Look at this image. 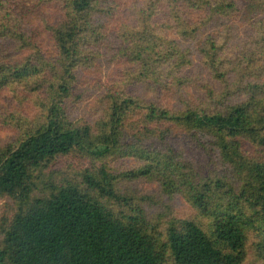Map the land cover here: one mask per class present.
<instances>
[{
	"label": "trees",
	"instance_id": "obj_1",
	"mask_svg": "<svg viewBox=\"0 0 264 264\" xmlns=\"http://www.w3.org/2000/svg\"><path fill=\"white\" fill-rule=\"evenodd\" d=\"M0 125V264H264V0H0Z\"/></svg>",
	"mask_w": 264,
	"mask_h": 264
},
{
	"label": "rangeland",
	"instance_id": "obj_2",
	"mask_svg": "<svg viewBox=\"0 0 264 264\" xmlns=\"http://www.w3.org/2000/svg\"><path fill=\"white\" fill-rule=\"evenodd\" d=\"M107 72V73H106ZM106 73V74H105ZM110 72H108V69L104 70V74L108 75ZM88 80H95V76L93 77H88ZM8 104V105H12V106H19L18 102L14 101L13 99L10 98H6L4 99V105ZM27 105V104H26ZM25 106V105H24ZM26 107V106H25ZM13 109V108H12ZM15 135L12 134V132L10 130H6V129H2L1 125H0V141H6L11 137H14ZM190 156L193 160L199 161V157L198 155H196L193 151H190ZM79 159L78 158H66V159H62L61 161L58 162L56 169H67L70 166H74L76 167L78 165ZM135 191L139 192L142 195H146V196H154L157 199H159V195L156 191V188L152 185H148V184H144V183H138L136 185H133L132 187ZM176 211L181 214V215H185V214H189L190 213V209L189 207L185 206L184 203L180 200V201H176L175 203H173ZM12 205L10 203H5L0 201V216L5 212V211H10L11 210Z\"/></svg>",
	"mask_w": 264,
	"mask_h": 264
}]
</instances>
